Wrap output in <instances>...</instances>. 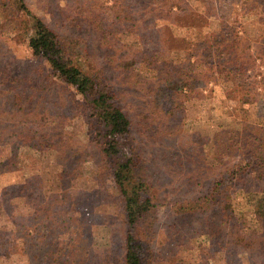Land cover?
<instances>
[{"label":"rangeland","instance_id":"obj_1","mask_svg":"<svg viewBox=\"0 0 264 264\" xmlns=\"http://www.w3.org/2000/svg\"><path fill=\"white\" fill-rule=\"evenodd\" d=\"M25 1L100 72L132 120L123 143L141 165L130 183L153 203L144 264L261 260L260 247L225 250L242 213L229 222L196 202L223 190L215 183L231 168L264 154V0H187L198 14L162 28L165 0ZM5 19L0 11V264H125L123 200L89 106L20 42L18 18ZM187 40L206 47L192 50ZM221 43L234 57L223 66L214 59ZM245 134L254 136L247 146ZM252 181L247 172L219 200L241 199ZM241 234L258 242L252 221Z\"/></svg>","mask_w":264,"mask_h":264},{"label":"trees","instance_id":"obj_2","mask_svg":"<svg viewBox=\"0 0 264 264\" xmlns=\"http://www.w3.org/2000/svg\"><path fill=\"white\" fill-rule=\"evenodd\" d=\"M165 1H167L166 7L159 10L163 13V16L160 15L162 20H157L158 22H156L161 28L163 26L162 23L165 26L174 27L173 25L178 21L177 18L197 13L196 9L187 0ZM0 11L6 15L5 21L13 17L18 18L13 23L20 27V42L26 44L33 57L48 62L57 80L61 81L64 85L72 87L77 93L81 94L85 103L89 106L90 115L94 117L93 120L95 121L92 122V127L96 134V143L99 145L106 163L111 164L110 166L113 168L115 188L123 200L124 220H126L127 224L124 235L126 243L125 264H144L143 254L147 242L143 239L144 233L142 229L151 224V222L149 223V210L151 205L153 206V203L150 195L145 196L141 189L132 187L130 183L134 176L138 174V169H140L141 165L139 154L134 151L130 152V150L125 148V143H123V139L130 134L132 120L115 103L114 96L109 93L110 89L105 86L100 78V72L89 70L82 55L78 54L75 56L69 53L70 48L67 43L61 39L56 31L51 29L37 14L29 9L25 0H0ZM191 20L193 19H189V21ZM202 41L200 42L202 43ZM188 42L192 45V50L200 48V46L204 48L207 43V41H204L202 44L198 43L195 45L190 41ZM102 44L101 46H106L103 39ZM222 44L219 47V54L217 53L214 56L216 60L214 61L223 66L227 58L229 56L232 58L233 55L228 47L222 48ZM203 51L205 53L206 50L203 49ZM143 57H147L146 54ZM205 57L208 61L211 58L210 54H206ZM218 58L223 61L218 62ZM206 76L207 74L204 77ZM168 91L167 88L161 87L159 92L168 93ZM242 137H244V140H249L254 136L245 134ZM247 140L246 146L248 145ZM238 141L242 145V140L238 139ZM256 144L259 146L261 143L256 141ZM253 145L254 149H256L255 141ZM259 155L261 156L250 159L244 166L231 168L227 176L223 175V180L215 183L214 190L220 189V186L224 189L218 194L212 195L213 198H208L207 195L203 200H197L196 202L200 207L210 202L207 208H212V212H218V214L223 215L221 219L223 217L224 219L227 218L226 220L229 222L231 219L236 218V211L243 214L241 218H236L237 222H234L236 228L233 230V233H240L239 237L235 239V243L232 240H227L228 245L225 246V250L232 247L235 255H237L240 249L238 247L240 245L239 242L243 243L246 249L251 252H254L257 247L264 249V191L258 187L259 181H257L264 178V154ZM3 172L0 169V173ZM247 172L252 174L253 181L252 185L248 184L239 188L242 192V198H232L230 194H227L224 200H219L218 195L222 191L230 190L234 181L242 180ZM229 183L232 184L229 185ZM2 197L1 194L0 210L4 207ZM233 199L237 201L235 202L237 205H234ZM240 205L241 207H239ZM10 216L14 217L15 214L7 211V219ZM249 221L254 223L258 242L252 239H245V236L241 234L245 223H249ZM25 241L29 243V240L26 238ZM224 253L226 254V252ZM261 257V260L255 259L257 257L254 258V254L250 253L243 256L241 261L243 264H264L263 252L261 253Z\"/></svg>","mask_w":264,"mask_h":264}]
</instances>
